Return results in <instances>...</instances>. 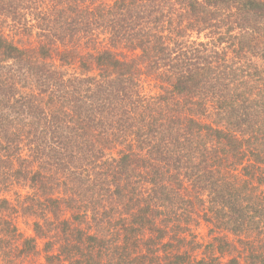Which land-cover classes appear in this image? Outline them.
Masks as SVG:
<instances>
[{
    "label": "trees",
    "instance_id": "1",
    "mask_svg": "<svg viewBox=\"0 0 264 264\" xmlns=\"http://www.w3.org/2000/svg\"><path fill=\"white\" fill-rule=\"evenodd\" d=\"M0 15V264H264V0Z\"/></svg>",
    "mask_w": 264,
    "mask_h": 264
},
{
    "label": "rangeland",
    "instance_id": "2",
    "mask_svg": "<svg viewBox=\"0 0 264 264\" xmlns=\"http://www.w3.org/2000/svg\"><path fill=\"white\" fill-rule=\"evenodd\" d=\"M11 21H7L5 20V18L2 17V15H0V24L3 26V29H5L6 31L11 29ZM202 39H205L204 37H202ZM21 227L23 230H25L27 233L29 232L27 230V227L24 224H21ZM198 232L200 234L201 237H205V234H207L209 232V227H207L205 224H202L201 227L198 229ZM209 237V236H208Z\"/></svg>",
    "mask_w": 264,
    "mask_h": 264
}]
</instances>
